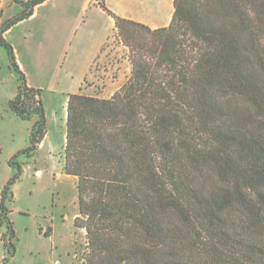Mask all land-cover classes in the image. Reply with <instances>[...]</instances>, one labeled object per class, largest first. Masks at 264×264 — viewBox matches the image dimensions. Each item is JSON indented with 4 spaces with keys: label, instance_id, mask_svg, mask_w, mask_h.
Wrapping results in <instances>:
<instances>
[{
    "label": "trees",
    "instance_id": "16d2710c",
    "mask_svg": "<svg viewBox=\"0 0 264 264\" xmlns=\"http://www.w3.org/2000/svg\"><path fill=\"white\" fill-rule=\"evenodd\" d=\"M43 1H18L0 24L19 79L8 106L32 120L9 164L37 150L46 116L2 33ZM100 7L130 75L109 98L68 95L63 170L75 178L83 264H264V0H173L157 28ZM16 178L0 191L8 255Z\"/></svg>",
    "mask_w": 264,
    "mask_h": 264
},
{
    "label": "crops",
    "instance_id": "0c3cea01",
    "mask_svg": "<svg viewBox=\"0 0 264 264\" xmlns=\"http://www.w3.org/2000/svg\"><path fill=\"white\" fill-rule=\"evenodd\" d=\"M18 1L26 0H1L0 20L21 10ZM101 1L116 15L150 28L166 26L173 13V0H45L34 7L29 17L2 33L13 48L15 60L25 75L27 85L40 90L46 116V133L36 155L39 153V156L46 159L49 168L53 166L46 157L53 147L51 125L64 129V145L68 95L76 92L87 94L85 82L94 79L93 65L107 59L106 45L116 36L114 21L100 7ZM116 50H120L119 53L114 50L119 58L121 53L124 54L120 59H127L128 50L120 41ZM126 70L127 75L124 71L119 73L108 96L98 97L109 98L113 95L128 79L129 64ZM62 167L63 162L61 169ZM12 195L14 197L13 192ZM8 203L5 215L13 223L16 210L9 200ZM76 215L77 211H74L72 218ZM2 225L3 222L0 227ZM44 225L40 226L39 234L47 237L49 245L44 251L35 252L31 264H81L82 260L77 256V245L84 237V230L74 227L73 221L71 225V219L67 224L49 219ZM12 226L14 229L13 224ZM1 243L4 245L2 239ZM30 247L31 251H36V247ZM15 253L16 250L9 257L2 251L0 264L5 258L7 264H13Z\"/></svg>",
    "mask_w": 264,
    "mask_h": 264
},
{
    "label": "rangeland",
    "instance_id": "374dc122",
    "mask_svg": "<svg viewBox=\"0 0 264 264\" xmlns=\"http://www.w3.org/2000/svg\"><path fill=\"white\" fill-rule=\"evenodd\" d=\"M6 19H1L0 24ZM118 42L115 36V39L106 45L108 46L107 59H102L93 65L94 79L85 82L87 95L108 96L119 73L128 71L126 70L129 64L127 52V59H120L124 57L122 53L120 58L118 57L117 54L120 51L116 50ZM123 67H125L124 70H122ZM18 84V75L10 66L6 50L0 46V191L3 185L17 174V178L11 185V191L14 193L11 205L16 210L12 219L15 236L11 241L16 250L12 263L31 264L35 252L44 251V248L49 245L47 237L39 234L40 226H45L44 222L49 219H53V222L55 220L59 223L65 222V224L71 219L72 225L73 212L77 211V198L74 177L66 175L63 167L61 169L63 128L60 129L53 124L50 127L53 147L46 157L52 162V168L48 167L49 162L39 156V153L36 155L37 150L30 156L19 154L13 158V163L9 164L11 157L28 147L29 130L32 124V120L20 119L8 106V100L15 95ZM17 165L21 167L19 171L16 168ZM38 169L40 172H37ZM5 202L8 206V199ZM52 212H54L53 215ZM2 226L1 234L6 231V222H3ZM30 245L36 247V251H31ZM2 251L8 255L0 238V254ZM77 251V256L83 264L82 258L87 251L85 232L84 237L78 242Z\"/></svg>",
    "mask_w": 264,
    "mask_h": 264
},
{
    "label": "built area",
    "instance_id": "2783aa9c",
    "mask_svg": "<svg viewBox=\"0 0 264 264\" xmlns=\"http://www.w3.org/2000/svg\"><path fill=\"white\" fill-rule=\"evenodd\" d=\"M83 259V258H82Z\"/></svg>",
    "mask_w": 264,
    "mask_h": 264
}]
</instances>
